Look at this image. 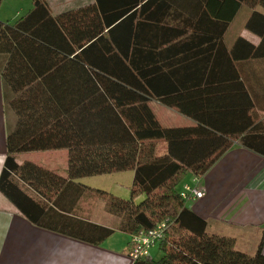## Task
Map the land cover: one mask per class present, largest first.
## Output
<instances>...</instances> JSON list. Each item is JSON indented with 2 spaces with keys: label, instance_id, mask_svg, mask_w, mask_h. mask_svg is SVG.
<instances>
[{
  "label": "trees",
  "instance_id": "16d2710c",
  "mask_svg": "<svg viewBox=\"0 0 264 264\" xmlns=\"http://www.w3.org/2000/svg\"><path fill=\"white\" fill-rule=\"evenodd\" d=\"M243 7L250 10L245 28L260 42L238 37L227 49L224 33ZM0 55L6 110L15 119L5 138L0 192L33 224L54 229L46 223L73 210L88 190L104 198L120 231L135 234L166 223L161 256L131 264H264V232L254 253L241 251L233 237L209 232L180 193L188 173L203 175L235 140L264 157V121L234 134L206 119L205 108L208 113L217 102L220 67L205 80L200 67L264 58V0H94L55 16L44 0H32L14 22L0 21ZM183 60L192 66L169 68ZM183 73L187 80L178 79ZM150 99L195 124L162 125ZM63 148L67 177L15 160L20 152ZM127 170L133 178L126 199L74 182ZM70 191L75 199L67 206ZM88 225L94 236L76 237L99 244L113 233Z\"/></svg>",
  "mask_w": 264,
  "mask_h": 264
},
{
  "label": "crops",
  "instance_id": "0c3cea01",
  "mask_svg": "<svg viewBox=\"0 0 264 264\" xmlns=\"http://www.w3.org/2000/svg\"><path fill=\"white\" fill-rule=\"evenodd\" d=\"M11 1L15 2L13 10L3 13L7 10L5 6L11 4ZM44 1L51 15L55 16L63 11L92 3L94 0ZM25 6H28L27 10H25ZM31 7L32 0H3L0 4V21L14 22ZM249 14L248 10L242 18L243 23L240 26H237L236 17L229 24L223 36L227 49L233 47L238 37L246 39L254 46L260 42L257 35L245 28V21ZM3 63V57L0 55V172L6 157V134L15 120L13 112L6 110L4 95L8 92V87L1 76ZM168 65L172 70L180 68L182 71L192 66L189 60ZM164 66L166 67V65ZM200 67H202L203 80L207 78L210 69L220 67L219 69L215 68L214 79V85L218 90L217 102L210 112L207 113L208 108H205L207 120L234 134L247 130L255 121H264V58L218 63L204 61ZM178 79L187 80L188 73H183ZM248 102H251V105ZM148 103L162 125L195 124L191 117L179 112L175 107L165 105L156 99H150ZM157 147L159 152H164L162 142H159ZM66 153L67 160L63 167L59 169L50 165L47 168L67 177L68 150ZM15 160L17 163H22L26 159L21 158V155L17 153ZM113 173L109 174L113 175ZM131 173L130 185L127 184L125 188L126 194L130 193L132 170ZM192 178L193 175L188 173L183 184L191 182ZM74 182L92 189L101 188L94 185L87 176L74 179ZM20 184L24 188L26 187V184ZM197 184L203 188L204 195L200 199L187 202L191 211L206 221L209 232L231 236L235 240L237 249L248 254L254 253L262 232H264V157L241 146L235 140L213 165L199 176ZM108 189L111 192L106 189L102 190L117 197H124V191L119 188L108 187ZM26 192L36 197L30 188L26 189ZM74 192L70 191L69 194H66L67 206L69 201L71 203L75 199ZM64 214V216L54 215L52 221L46 223L54 229L33 224L0 192V264L132 263L128 257L131 234L118 230L117 223H112V219L116 217L105 210L104 198L86 190L79 199L75 200L73 210ZM88 223L110 227L113 229V233L99 244H93L76 237L78 235L89 236V234L91 237L94 236V229H90ZM87 229L90 230L89 233ZM117 232L120 235H127L125 248L124 245H119L116 241L110 242L111 237ZM262 253H264V245H262Z\"/></svg>",
  "mask_w": 264,
  "mask_h": 264
},
{
  "label": "rangeland",
  "instance_id": "374dc122",
  "mask_svg": "<svg viewBox=\"0 0 264 264\" xmlns=\"http://www.w3.org/2000/svg\"><path fill=\"white\" fill-rule=\"evenodd\" d=\"M82 1V0H77ZM11 4H7L5 6V8L7 9L6 11H4L3 13H9L11 11V9L13 10V7L15 6V2L11 1ZM25 10H27L28 6H25ZM24 10V11H25ZM249 9L248 8H241L240 11L238 12V15L236 16L235 21L238 22L237 26H240L243 23L242 18L245 16V14L247 13ZM250 11V10H249ZM182 118V117H181ZM169 119V118H168ZM67 150L66 149H52V150H42V151H24V152H20L18 153L19 155H21V158H25L28 161H31L39 166L45 167L47 168L48 166H54L55 168H61L63 167V165H65L66 160H67ZM61 172V170H60ZM115 174V175H114ZM131 170H127V171H123L121 173H113V175L111 174H102V175H94V176H87L90 178L91 182L98 186L101 187L99 189H106L107 191L111 192L108 187L110 188H119L120 190L124 191V197H122L123 199H126V197L129 195L128 193L126 194L125 192V188L127 186V184H129V182L131 181L130 179V175H131ZM199 179V177H198ZM130 185V184H129ZM184 186V184L182 185ZM199 186V185H198ZM123 188V189H121ZM203 189V188H202ZM105 190V191H106ZM121 194V193H120ZM113 220V224H116L118 219L114 218ZM124 236V237H123ZM112 239H110V242L113 241L119 245H124L125 248V244H127V235H120L119 232L115 233V235H113V237H111ZM126 238V240H125ZM154 247H152L150 249V257L152 259H157L159 257L160 251L158 248V243H156L155 245H153ZM130 250V242H129V248L128 251Z\"/></svg>",
  "mask_w": 264,
  "mask_h": 264
},
{
  "label": "built area",
  "instance_id": "2783aa9c",
  "mask_svg": "<svg viewBox=\"0 0 264 264\" xmlns=\"http://www.w3.org/2000/svg\"><path fill=\"white\" fill-rule=\"evenodd\" d=\"M198 176H193L191 182L184 183L181 189V196L187 201H195L204 195V190L197 184ZM166 223L161 222L152 229L141 230L135 234H131L130 250L128 257L131 261L138 258H146L150 255V248L160 242L163 236Z\"/></svg>",
  "mask_w": 264,
  "mask_h": 264
}]
</instances>
